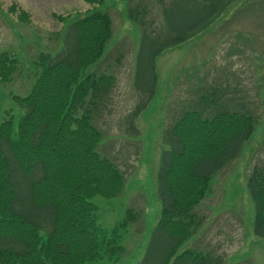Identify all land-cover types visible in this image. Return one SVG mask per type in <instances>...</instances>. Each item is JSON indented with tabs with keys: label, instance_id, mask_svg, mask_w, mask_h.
I'll list each match as a JSON object with an SVG mask.
<instances>
[{
	"label": "trees",
	"instance_id": "trees-1",
	"mask_svg": "<svg viewBox=\"0 0 264 264\" xmlns=\"http://www.w3.org/2000/svg\"><path fill=\"white\" fill-rule=\"evenodd\" d=\"M85 1L93 7L71 23L63 49L41 53L31 91L15 96L26 108L17 128L12 117L0 123V264H86L117 260L127 251L120 228L134 219L131 209L121 225L109 230L98 224V205L92 200L119 196L126 175L99 151L105 134L95 122L117 83L116 75L98 69L114 36L112 17L95 7L105 0ZM235 1L172 0L162 10L166 27L154 23L152 28L145 20L149 7L144 0L130 6L129 15L140 21L142 33L134 82L142 98L130 115L138 117L154 98L156 59L165 47L202 34ZM163 35L173 38L158 45ZM17 65L11 53H1L0 80H11ZM141 76L148 79L146 85ZM231 100L225 87L211 85L166 129L169 147L157 172L163 209L153 232L154 240L171 244L162 264L202 227L206 217L196 207L208 196L212 178L239 156L258 124L244 102L233 105ZM248 188L256 209L254 230L264 238V162L254 165ZM43 226L49 228L47 240L40 234ZM175 258L195 264L210 260L193 249Z\"/></svg>",
	"mask_w": 264,
	"mask_h": 264
},
{
	"label": "rangeland",
	"instance_id": "rangeland-1",
	"mask_svg": "<svg viewBox=\"0 0 264 264\" xmlns=\"http://www.w3.org/2000/svg\"><path fill=\"white\" fill-rule=\"evenodd\" d=\"M136 1L105 0L95 4L110 13L114 29L98 69L117 77L106 108L96 117L97 126L105 134L98 149L119 165L126 184L117 197L98 195L92 200L98 205V224L104 228L121 225L129 209L134 219L120 228L121 244L127 249L121 258L86 264L164 262L171 244L154 240L153 232L163 209L157 172L162 154L169 147L166 129L211 85L225 87L233 105L244 102L257 116L258 124L239 156L212 178L208 196L196 207V213L206 220L168 264H195L175 258L189 249L209 254L207 264H264V238L254 230L256 209L248 188L254 165L264 162V0H257L255 9L250 4L254 13L248 14L245 27H225L221 17L202 34L166 46L156 59V94L134 117L130 114L142 98L134 87L142 33L140 21L129 15ZM162 1L167 3L162 6L161 0H144L149 7L145 17L149 28L154 23L167 25L162 10L172 0ZM92 7L85 0H0V54L9 52L18 61L13 78L0 80V123L12 117L17 128L26 108L15 96H26L31 91L40 54L59 53L71 23ZM171 38L163 35L158 45ZM140 82L146 85L148 79L141 76ZM48 230L40 228L43 240H47Z\"/></svg>",
	"mask_w": 264,
	"mask_h": 264
},
{
	"label": "crops",
	"instance_id": "crops-1",
	"mask_svg": "<svg viewBox=\"0 0 264 264\" xmlns=\"http://www.w3.org/2000/svg\"><path fill=\"white\" fill-rule=\"evenodd\" d=\"M246 2H248V0H236L229 5L221 16L223 18V23H225L223 26L227 27V24H229V28H235L239 24H243V27L246 26L244 22L247 20L248 14L251 12L254 13V11L250 9V4L253 3L255 9L258 6V1Z\"/></svg>",
	"mask_w": 264,
	"mask_h": 264
}]
</instances>
